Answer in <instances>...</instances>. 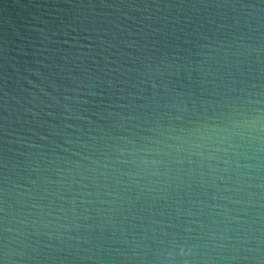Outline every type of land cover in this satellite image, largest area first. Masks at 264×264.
Returning a JSON list of instances; mask_svg holds the SVG:
<instances>
[{
  "label": "water",
  "instance_id": "water-1",
  "mask_svg": "<svg viewBox=\"0 0 264 264\" xmlns=\"http://www.w3.org/2000/svg\"><path fill=\"white\" fill-rule=\"evenodd\" d=\"M0 264H264V0H0Z\"/></svg>",
  "mask_w": 264,
  "mask_h": 264
}]
</instances>
